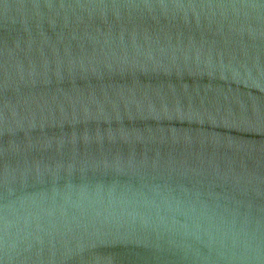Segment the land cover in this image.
Returning <instances> with one entry per match:
<instances>
[{
	"label": "water",
	"instance_id": "obj_1",
	"mask_svg": "<svg viewBox=\"0 0 264 264\" xmlns=\"http://www.w3.org/2000/svg\"><path fill=\"white\" fill-rule=\"evenodd\" d=\"M0 264H264V0H0Z\"/></svg>",
	"mask_w": 264,
	"mask_h": 264
}]
</instances>
